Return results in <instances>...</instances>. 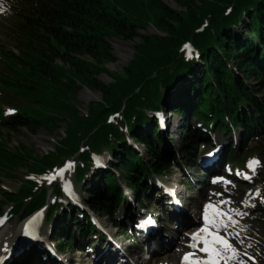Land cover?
Instances as JSON below:
<instances>
[{
  "label": "trees",
  "instance_id": "trees-1",
  "mask_svg": "<svg viewBox=\"0 0 264 264\" xmlns=\"http://www.w3.org/2000/svg\"><path fill=\"white\" fill-rule=\"evenodd\" d=\"M175 1L183 9L164 0H12L23 46L19 55L0 50L7 68L0 72V119L13 130L54 132L64 123L65 136L42 155L10 147L0 138V176L14 179L20 168L33 175L20 178L14 191L0 181V214L7 205L22 217L46 204L49 188L41 182L43 174L76 157L75 177L87 192L85 201L118 223L115 213L128 202L120 180L145 198L155 178L179 163L173 141L149 114L163 106L180 114L185 124L196 118L206 129L188 125L193 137L184 144L187 158L207 131L232 135L238 128L252 141L250 150L264 160V0ZM149 24L159 32L143 35L140 30ZM115 38L133 42V56L121 71L106 66L115 59ZM185 42L192 44L190 55ZM102 72L113 81H101ZM82 86L101 96L89 103L85 115L76 105ZM6 104L18 109L8 118ZM113 114L118 115L109 120ZM129 134L145 144V156L129 144ZM105 151L115 172L94 167L93 155ZM230 153V160L238 161ZM91 172L98 181L90 179ZM259 179L264 183V165ZM55 192L48 213L53 236L62 249L79 247L75 228L83 241L91 224L72 205L64 207L59 184Z\"/></svg>",
  "mask_w": 264,
  "mask_h": 264
},
{
  "label": "rangeland",
  "instance_id": "rangeland-1",
  "mask_svg": "<svg viewBox=\"0 0 264 264\" xmlns=\"http://www.w3.org/2000/svg\"><path fill=\"white\" fill-rule=\"evenodd\" d=\"M168 5L176 9H183L175 0H164ZM11 4L8 0H0V50L10 54L14 52L15 55H19L22 52V40L19 34V31L15 27L13 20H12V13L10 11ZM239 30V29H238ZM140 32L143 35H150L159 30L153 26L152 24L147 25L144 29H141ZM162 33V32H160ZM135 42H139V38L135 39ZM113 46V53L115 59L107 62L106 66L111 71H121L123 68L127 66L129 61L131 60L134 49L133 43L131 41L125 40H112ZM6 67L4 62L0 59V70ZM98 78L105 82L109 83L112 80L111 75L106 72H102L98 75ZM247 82L252 83V80H247ZM2 95L0 94V98ZM76 105L80 110V114L85 115L88 111L89 103L92 101L100 100L101 96L97 90L88 88L87 86H82L81 89L76 94ZM10 108H14V106H9ZM183 122L180 115L170 116V135L169 138L172 137L173 144L177 148L178 153L180 154V166L173 165L171 169V173L164 176L162 179L163 181L171 182V183H179L183 190H184V209L181 212V218L184 216L186 225H176L178 224L174 218L179 215V213L167 212V220H163V230L167 229L169 234L170 244H167L165 249H160L157 247L158 250H153L155 252L152 255L151 260H148L149 253H147V246L141 243V248L136 252H132L133 256L139 258V262L141 264H178L179 254L185 250L183 244H181V237L183 232L190 227L192 230L195 226H202L205 224V228L211 227L210 223L214 225L220 223V218L225 217H235L241 221V230L242 235L238 238V240L233 243L231 248L225 247L222 249L220 255L229 262L230 264H264V185L258 186L257 184L253 185L252 187L247 183H242L236 179H232L233 182L228 181L225 183H221L218 185H209L206 179V175L198 170L197 162H199L200 158L206 154L208 151L212 150L213 144H202L201 142H197L195 144L196 148L193 153V158L189 159L184 154V143L185 140L189 138V133L187 130L183 128V125L180 124ZM179 123V128L176 127V124ZM183 124V123H182ZM197 125L195 119H192L191 126L194 127ZM178 128V129H177ZM65 125L64 123L60 124V127L51 132L49 129L40 128L35 131L27 129V128H20L18 130L9 129L6 124H3L0 121V138L6 139V144L10 147L12 146H23L24 148L31 149L35 154L42 155L45 154L48 150H52L57 143L62 139L64 136ZM240 137V133H238ZM215 136L219 141L227 144L228 143V136L224 133L216 132ZM145 148V147H144ZM236 152L238 154L239 159L248 160L251 157H256V152H247L244 149V144L242 140L237 142L235 145ZM145 156L146 151L145 149L142 150ZM195 155V156H194ZM78 164V163H77ZM233 167H240L243 165L238 163H232ZM183 165V167H182ZM259 169V167H258ZM257 171L251 173L253 180L258 174ZM15 174L14 179H6L4 176H0L1 185L3 188L7 190H15L19 188V179L28 176L25 168H20ZM248 174V173H247ZM74 175V168H70L68 171V178H73ZM98 181V178L95 179ZM188 183V185L186 183ZM124 185V182H122ZM254 189L259 190L258 194L255 195L254 202L246 211H242L237 209V206L240 204V200L243 196L246 195L247 189ZM53 188H50V193L52 194ZM149 195L151 199H145L146 210L149 213H152L154 209H161L165 208L166 211L169 209V200H164V197L159 192H152L149 191ZM50 198V197H49ZM135 206L132 210L134 213L140 212L139 206L137 205V200L133 199ZM238 204V205H237ZM8 206L4 207V211H7ZM197 211H194V210ZM187 215L185 214V212ZM232 212V213H231ZM224 213L225 215L221 216L220 214ZM126 214L123 210H120L118 213L119 218H123V215ZM208 216L210 219V223L206 224L205 216ZM164 217H166L163 214ZM103 219L109 224V217L104 216ZM179 220L180 217L178 218ZM218 219V220H216ZM206 220V221H205ZM187 221H190L187 224ZM23 226V221L17 215V217L10 218V222L6 228L0 229V242L4 244L7 241H10L13 238V233H17L18 231L21 232ZM176 229V230H175ZM179 231L181 232V237L178 236ZM163 231H161L162 233ZM19 233V232H18ZM164 233V232H163ZM128 238L127 235H124ZM97 244L99 241V237H95ZM166 240V239H165ZM127 242V241H126ZM111 249V248H110ZM232 249H235L233 251ZM91 250V249H89ZM112 250V249H111ZM250 252L258 257V263H250L248 262L243 256L242 252ZM71 255L74 256L75 259L80 260L78 264H94V260L97 258V254L87 253V252H79L78 250H73ZM118 253H111L105 255L102 259H100L97 264H108L110 258L117 259ZM116 256V257H115ZM44 257V256H43ZM22 258V257H21ZM19 264H24L22 259ZM77 262V261H76ZM31 264H51L48 260L46 261H35L33 260ZM54 264H57L56 262ZM111 264H114L111 262ZM116 264V263H115Z\"/></svg>",
  "mask_w": 264,
  "mask_h": 264
},
{
  "label": "snow or ice",
  "instance_id": "snow-or-ice-1",
  "mask_svg": "<svg viewBox=\"0 0 264 264\" xmlns=\"http://www.w3.org/2000/svg\"><path fill=\"white\" fill-rule=\"evenodd\" d=\"M10 111H11V110H10ZM249 179H250V177H249ZM220 215L223 216V215H225V214H224V213H221ZM205 219H206V220L208 219L207 215L205 216ZM0 223H3V220H2V219H0ZM204 231H207V229H204ZM194 235H198V234H194ZM216 239H217V240H221V237L216 236ZM221 242L224 243V244H225L227 247H229V248L232 247L227 241L221 240ZM205 243H207V240L205 241ZM232 250L235 251V249H232Z\"/></svg>",
  "mask_w": 264,
  "mask_h": 264
},
{
  "label": "bare ground",
  "instance_id": "bare-ground-1",
  "mask_svg": "<svg viewBox=\"0 0 264 264\" xmlns=\"http://www.w3.org/2000/svg\"><path fill=\"white\" fill-rule=\"evenodd\" d=\"M190 223V221H187V224H189ZM2 229H4V227L2 228ZM204 231H202L201 233H203ZM4 246H3V244H1V242H0V257H1V255L3 254V251H2V248H3ZM71 258H72V256H70ZM69 257V258H70ZM133 264H141V262H139L138 260H140L139 258H136L135 256L133 257ZM96 261V260H95ZM97 263V262H96Z\"/></svg>",
  "mask_w": 264,
  "mask_h": 264
}]
</instances>
